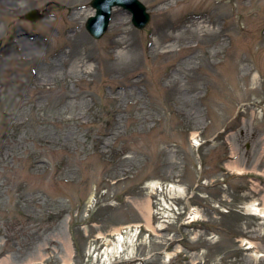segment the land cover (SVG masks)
<instances>
[{
  "label": "rangeland",
  "instance_id": "1",
  "mask_svg": "<svg viewBox=\"0 0 264 264\" xmlns=\"http://www.w3.org/2000/svg\"><path fill=\"white\" fill-rule=\"evenodd\" d=\"M91 1L0 0V264L152 223L149 264H264V0H141L149 26L117 8L101 40Z\"/></svg>",
  "mask_w": 264,
  "mask_h": 264
},
{
  "label": "water",
  "instance_id": "2",
  "mask_svg": "<svg viewBox=\"0 0 264 264\" xmlns=\"http://www.w3.org/2000/svg\"><path fill=\"white\" fill-rule=\"evenodd\" d=\"M91 5L96 9V15L89 18L86 27L95 39H101L107 32L114 7L129 10L133 15V25L138 29H144L151 21L147 7L139 0H93ZM39 18V10H33L26 16V19L31 21Z\"/></svg>",
  "mask_w": 264,
  "mask_h": 264
},
{
  "label": "built area",
  "instance_id": "3",
  "mask_svg": "<svg viewBox=\"0 0 264 264\" xmlns=\"http://www.w3.org/2000/svg\"><path fill=\"white\" fill-rule=\"evenodd\" d=\"M122 242H119L117 245H115L113 247V249L111 248L110 251H109V255H115V256H118L117 254H115V251H118V252H121L123 250V247H122Z\"/></svg>",
  "mask_w": 264,
  "mask_h": 264
},
{
  "label": "bare ground",
  "instance_id": "4",
  "mask_svg": "<svg viewBox=\"0 0 264 264\" xmlns=\"http://www.w3.org/2000/svg\"><path fill=\"white\" fill-rule=\"evenodd\" d=\"M179 191H181V192H183V190L182 189H179ZM252 210V212H254V213H258L259 214V212H260V210H258L257 208H253V209H251ZM193 220H196L195 218H193ZM189 223V222H188ZM159 225H163V224H159ZM119 230V229H118ZM119 232V231H118ZM129 240L130 241H133V239L132 238H129ZM251 248L253 247V245L252 244H250L249 245ZM168 257H170V256H168ZM108 259V257L106 258V260ZM110 264H113V263H110Z\"/></svg>",
  "mask_w": 264,
  "mask_h": 264
}]
</instances>
